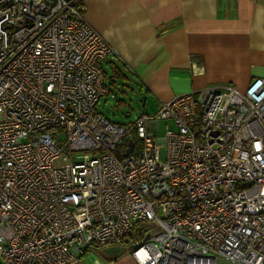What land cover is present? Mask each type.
I'll return each instance as SVG.
<instances>
[{"label": "built area", "instance_id": "1", "mask_svg": "<svg viewBox=\"0 0 264 264\" xmlns=\"http://www.w3.org/2000/svg\"><path fill=\"white\" fill-rule=\"evenodd\" d=\"M112 51L82 0H0V264H264V77L115 122Z\"/></svg>", "mask_w": 264, "mask_h": 264}, {"label": "crops", "instance_id": "2", "mask_svg": "<svg viewBox=\"0 0 264 264\" xmlns=\"http://www.w3.org/2000/svg\"><path fill=\"white\" fill-rule=\"evenodd\" d=\"M82 4L84 19L113 48L102 62L105 85L112 93L116 84L136 85L143 97L140 112L154 113L161 101L208 84L230 83L243 90L253 76L264 77V0ZM133 117L124 114L125 122ZM100 257L102 264H136L125 252H100Z\"/></svg>", "mask_w": 264, "mask_h": 264}, {"label": "rangeland", "instance_id": "3", "mask_svg": "<svg viewBox=\"0 0 264 264\" xmlns=\"http://www.w3.org/2000/svg\"><path fill=\"white\" fill-rule=\"evenodd\" d=\"M115 98L109 96L105 97V101L100 100L97 104V111L107 117L111 121L115 122H125L124 114L125 112H131V116L142 111L141 104L143 97L138 94V88L133 84L132 89L123 88L120 85L116 84L113 90ZM118 99H122L126 104H119ZM169 124L172 125V121L168 120ZM164 119L158 120L156 134L161 136L164 131ZM62 135H59V138H62ZM100 252L97 249L90 250L84 253L80 257V264H95L98 262L97 259H100ZM227 264V263H225Z\"/></svg>", "mask_w": 264, "mask_h": 264}, {"label": "water", "instance_id": "4", "mask_svg": "<svg viewBox=\"0 0 264 264\" xmlns=\"http://www.w3.org/2000/svg\"><path fill=\"white\" fill-rule=\"evenodd\" d=\"M132 139L128 140V148L126 149L124 154H128L129 151L131 150L132 147ZM137 230L140 231V227H137ZM128 239L126 238L125 241H127ZM124 252V247L122 246H117V247H106L102 250V253L110 255V256H118L120 254H122Z\"/></svg>", "mask_w": 264, "mask_h": 264}]
</instances>
